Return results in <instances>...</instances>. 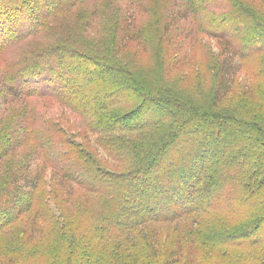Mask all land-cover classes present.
I'll list each match as a JSON object with an SVG mask.
<instances>
[{"label":"trees","instance_id":"trees-1","mask_svg":"<svg viewBox=\"0 0 264 264\" xmlns=\"http://www.w3.org/2000/svg\"><path fill=\"white\" fill-rule=\"evenodd\" d=\"M173 2L0 0V55L22 45L19 57L0 68V168L28 151L20 163L23 172L0 182V244L17 245L14 251L0 249V264H48L55 245L64 250L60 264H123L144 242L139 235L149 220L170 221L177 215L200 226L199 218L217 212L219 201L232 219L227 222L238 226L221 228L211 234L213 241L239 249L264 246L262 8L252 5H259L256 0ZM209 6L224 13L208 25L200 17ZM140 12L149 18L145 25ZM68 16L73 25L66 36L58 32L53 39L52 31L46 33L52 20ZM181 21L192 22L196 31L181 27ZM96 26L100 31L93 32ZM175 29H181L178 52L187 47L194 51L197 35L219 44L220 56L212 58L216 85L210 107L175 97L168 89L171 71L182 61L193 65L189 54L164 69L155 58L156 67L147 74H136L118 60L119 51L134 42L142 44L143 54L148 48L158 53L150 41L158 34L164 36L160 43L165 47L157 58L172 59L166 36ZM37 35L44 45L31 49L30 40ZM243 75L251 96L233 109L228 99L235 98ZM68 118L83 119L90 145L94 142L115 166L126 162L127 169L106 167L65 126ZM135 130L157 137L145 145L121 136ZM48 173L50 191L44 193ZM235 181L238 193L220 200L222 190ZM65 182L102 199L103 210L76 216L69 201L65 215L62 199L70 191ZM229 196L235 199L228 201ZM245 202L250 203L247 209ZM25 215L32 216V223L24 222ZM42 222L53 228L47 230ZM25 236L29 238L23 244ZM34 237L51 250L26 252L25 244ZM150 244L159 250L158 240ZM181 255L175 247L165 264L180 263Z\"/></svg>","mask_w":264,"mask_h":264},{"label":"rangeland","instance_id":"rangeland-1","mask_svg":"<svg viewBox=\"0 0 264 264\" xmlns=\"http://www.w3.org/2000/svg\"><path fill=\"white\" fill-rule=\"evenodd\" d=\"M21 0H15L16 3L20 2ZM145 3H149L151 0H144ZM160 2H164L167 0H159ZM180 0H175V2H179ZM257 4H252L254 6L261 7V14L264 15V0H256ZM173 2V3H175ZM31 9V8H30ZM29 9V10H30ZM45 10V8L43 9ZM177 10L173 8L172 11L174 12ZM27 12V11H26ZM224 13L217 8H212L209 6L206 15L200 17V22H207L209 25V21L213 17L221 15ZM144 13L140 12V21L145 25L148 23L149 18ZM73 18L72 16L68 17H58L54 21L52 20L50 24L46 27V33L52 31V37L55 39L57 33L59 32V36L63 33L66 36L67 30L69 27L73 25V22H70L68 19ZM28 20V19H26ZM20 23V22H19ZM114 24V21H112ZM186 25L188 28L194 29L192 22H180L179 25L182 27ZM116 27V25H115ZM180 27V28H181ZM52 29V30H51ZM97 30L100 31V27L96 26L93 28V32ZM112 33H114V27H111ZM196 31V29H194ZM181 31L174 30L173 33L170 34L167 43V46L170 47L172 51V59L167 58L165 56L157 58L160 53H163L161 46H164V43H160L164 38L163 35H153L150 36L152 41V45L155 47L158 53H153V50L148 48L146 54H143V47L142 44L138 42L130 43L127 47L122 48L118 54V60L121 61L124 65L131 68L136 74H147L148 71L152 72V67H156V59L159 60L162 69L165 68L167 63L172 62L174 59L184 58L185 54H189L193 61V65L189 66L185 62H181V65L178 70L171 71V75L173 76L172 81L170 82L165 77L161 76V80L165 83H168V89L171 88L175 92L172 94L175 97L181 95L184 97L183 100L190 101L192 103H200L201 105H205L207 107L211 106L212 95L215 89V74L216 68L213 66L212 58L220 56V47L217 40L207 37L198 35L195 36V49L194 51L191 48H185L183 51L178 52L176 50L177 43H178V34ZM54 33V34H53ZM111 33V32H110ZM121 33V32H119ZM123 34V33H121ZM167 35V34H166ZM39 35L32 36L30 40V48L34 49V46L39 43V45H44L40 43ZM47 39H51L47 37ZM200 41L197 43V41ZM22 50V45L17 47H11L5 52H2L0 55V68H3L2 65L6 61H11L17 59L19 56L17 55L18 52L20 53ZM177 52L179 54H177ZM142 54V55H141ZM156 58V59H155ZM161 58L163 61H161ZM197 61V62H196ZM202 66H201V65ZM47 65H44L43 68H47ZM42 68V69H43ZM194 68V69H193ZM248 77L242 76L237 81L236 87V95L235 98L231 96L228 99L229 105L233 109H238L236 105H240L242 100H245V97H250L251 95L247 92V83ZM164 84V83H163ZM165 85V84H164ZM180 97V96H179ZM181 97V98H182ZM66 118V117H65ZM69 119V118H68ZM69 123H65V126L72 130V132L79 138L81 141L85 142L87 145L89 144L90 151L100 159V161L108 168L112 170H119L124 171L127 169L128 165L122 164L120 166H115L116 164L112 163L109 158L106 156L105 152L103 153L99 148L96 147L95 143L90 145L91 138L87 135V131L85 130L84 126L86 125L83 119H69ZM71 132V131H70ZM121 136L125 137L126 139H131L139 144L148 145L149 142L155 140L157 137L156 133L144 132V131H123L121 132ZM28 151L23 152L21 156L16 158L11 162H7V164L3 165L0 168V173H5L1 178L0 182H7V180L16 172H23V167L20 166L25 162L26 155ZM181 156V154L179 155ZM108 158V159H107ZM180 159V157H179ZM182 159V157H181ZM22 162V163H21ZM21 163V164H20ZM121 164V163H120ZM13 166L14 172L9 173V168ZM20 166V167H19ZM187 167V166H186ZM46 183L42 186L41 190L44 193H48L50 191V173L46 175ZM54 179V178H53ZM66 185L69 187L70 191L66 192L65 198L63 200V208L64 214L67 215L70 211L69 201L72 204V207L76 211V216L78 214H83L82 216H87L89 214L95 213L96 211L102 208L103 200L97 198L96 196L75 187L71 182H65ZM44 187V188H43ZM73 187V188H72ZM236 188V181L230 182L227 184L221 194L220 200L224 199L229 193L236 192L238 193ZM229 200L235 199V196H229ZM67 201V204H66ZM250 204L249 202H245L243 204V208L247 209ZM225 204L221 201L217 203L215 209L218 210L217 212L213 211L208 218L200 217L199 220L202 222L200 226L192 223L191 219L184 218H176V216H170V221H156V220H149L147 223L144 224V228L139 236L144 238V242L140 244L133 253L134 256H129L127 262L123 264H165L166 260L169 259V252H173L175 247H179L182 251V260L178 264H264V246L259 248H251V249H239L236 247H227L216 243L213 241V236L211 234L217 232L221 228H233L238 226V224L232 221L231 225L227 221L230 219V214L226 213V208L224 207ZM231 207V206H230ZM185 208L182 206V209ZM188 208V207H187ZM101 209L100 211H102ZM187 210V209H186ZM167 211V210H166ZM28 214H33L30 211ZM174 212H172V215ZM27 215V214H26ZM25 215V216H26ZM1 216V215H0ZM27 219L24 220L25 223H32L33 220L32 216H26ZM184 219V220H183ZM235 221V220H234ZM35 223V221L33 222ZM37 223V222H36ZM44 228L47 230L53 228V225L46 224L44 222L41 223ZM138 236V237H139ZM31 237V233L29 234ZM28 236L22 238L23 244L28 241ZM151 239L155 241H159V250H153L150 245ZM31 243L25 244L24 248L27 251L35 250L37 251V255H42L47 251L51 250V245L42 242L40 237H34L30 239ZM18 245L20 243H17ZM193 245V246H192ZM55 250L52 252V256L50 257L51 261L48 264H60L58 262L60 250L64 252L63 247L60 245H55ZM0 249L7 251V250H15L17 249V245L12 243L7 244H0ZM172 254V253H171ZM135 258V259H134ZM122 264V263H120Z\"/></svg>","mask_w":264,"mask_h":264}]
</instances>
